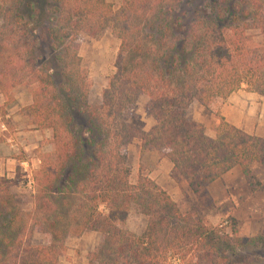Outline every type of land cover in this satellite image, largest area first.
<instances>
[{
  "label": "trees",
  "instance_id": "trees-1",
  "mask_svg": "<svg viewBox=\"0 0 264 264\" xmlns=\"http://www.w3.org/2000/svg\"><path fill=\"white\" fill-rule=\"evenodd\" d=\"M264 0H0V95L5 106L20 86L32 103L20 112L51 130L52 152L33 173L32 215L23 214L0 175V264H59L65 240L98 232L88 264H264V225L251 236L183 211L141 171L131 180L128 148L164 150L170 176L195 195L239 166L250 190L263 189L251 170L264 166V137L246 133L218 112L208 136L187 108H209L245 89L264 96ZM111 30L120 41L115 72L100 101L90 104L92 80L82 65L83 36ZM141 95L154 124L147 131L128 117ZM5 120V119H4ZM147 222L141 233L126 222L131 210ZM45 242L33 245L34 233Z\"/></svg>",
  "mask_w": 264,
  "mask_h": 264
},
{
  "label": "crops",
  "instance_id": "crops-1",
  "mask_svg": "<svg viewBox=\"0 0 264 264\" xmlns=\"http://www.w3.org/2000/svg\"><path fill=\"white\" fill-rule=\"evenodd\" d=\"M4 102V98L0 95V106L4 105ZM31 103V91L27 87L20 86L14 91V100L5 106V120L0 114V175L10 179L12 186L17 188L22 185L23 177L26 179L27 171L32 173L39 168L40 150L42 149V152L45 150L51 152L54 148L50 142L51 130L37 128L31 117L20 112L23 107ZM192 106L197 109L199 114L191 113L190 109ZM215 107V103L210 106V108ZM217 107L220 115L229 123L248 134L264 137V96L248 91L245 86H242V88L233 92L226 99L220 100ZM208 112L209 110L198 102L194 105L191 103L187 108L188 118L203 124L205 133L213 137L215 132L211 126L219 121L216 120L215 115H210V112ZM153 124L154 122L150 121L148 126L140 128L147 131ZM2 125L5 126V130ZM9 140L14 142L15 147L10 145ZM172 168V162L164 156L160 160L159 168H154V170L146 169V174L166 190L171 197V190L174 189V186L169 184ZM251 170L264 185V166L252 164ZM184 189L186 193L194 195L187 185L184 186ZM207 191L209 206L215 209H224L218 219L229 214L239 220L236 213L243 210L245 217H243V221H240V224H245V227H243L244 234L261 231L262 220L259 221L258 219L260 210L264 206L261 208L260 205L259 209L258 200L254 194H262L260 201L264 203V188L263 190L252 192L247 186L239 166H234L220 179L211 183L207 187ZM194 198H197V196ZM206 217L211 223L216 224V215H207ZM100 240L101 236L98 232H85L78 237V243L74 245L79 251L69 247L70 245L66 241L67 250L63 255V259L60 256L59 264H80L76 261L78 252L88 253L92 251L99 245Z\"/></svg>",
  "mask_w": 264,
  "mask_h": 264
},
{
  "label": "rangeland",
  "instance_id": "rangeland-1",
  "mask_svg": "<svg viewBox=\"0 0 264 264\" xmlns=\"http://www.w3.org/2000/svg\"><path fill=\"white\" fill-rule=\"evenodd\" d=\"M107 1L111 2L115 9L119 8L122 4V0H107ZM247 35L249 36L253 44H259V43L264 42V36L261 33V31L257 28L249 29L247 31ZM119 44H120L119 39L113 32H111V30H107L104 34L99 36L97 39H93L87 36H83L82 38L80 49H79V55L81 56L82 65L87 68L89 72V76L92 80V84L89 89V95H88V101L90 104L94 105L100 101V97H101L103 89H105L108 86L110 77L115 72L114 63H115L117 51L119 48ZM27 88L30 91L32 89V87H27ZM219 101L220 100H217L214 102L216 104L215 108H210V107L207 108L210 112V115H215L216 120L218 121H219V118L216 116V113L217 112L219 113L218 107H217ZM147 102H148V97L146 95H141L139 97L135 108L129 114L128 120L130 123L136 126L142 127V126H148L150 124V121L154 122L153 118L146 112ZM196 103L197 102H192V105ZM190 111L192 114H199L197 109L194 108V106L191 107ZM215 124L211 126L213 130H214ZM203 127L205 128L204 125ZM50 142H51V139H50ZM139 143L141 145V141L139 139H134L132 140L128 148V164L131 168V180L133 182L136 181L139 171H141L143 175L148 176L146 174V169L150 168L154 170V168L155 169L159 168L160 160L162 159V157L165 156L164 150L149 149L145 151L144 153H141ZM40 151L41 152L39 155L41 157L44 156L45 154L50 153L47 150L42 152V149H41ZM35 171H33L32 174ZM24 179L25 178L23 177V183L20 186V188L13 187L12 182H11L10 188H11L12 193L16 195L23 214L26 216H30L32 215L33 208H34V201H33L32 196L36 188V183L34 182L35 185L33 189H28L25 185ZM245 182H246V179H245ZM169 184L174 186V189L171 190L172 199L176 200L175 202H177L181 210L198 214L199 216L205 218L210 224L214 226L222 227L224 232L230 231V223H231L230 219L233 218L237 221L236 227L240 234L245 235V236H251V235H255L259 233V232H256L252 234H244L243 227H245V224L244 223L240 224V221H243L244 220L243 217H245V213L243 210H240L239 212L236 213L239 220H237L236 218H234L233 216L229 214L225 216H221L218 219L220 213L224 211V209H220V208L215 209L209 206L210 202H209L207 190L205 193L201 195L188 194L186 193L184 189V186L186 185V183L183 181H175L172 177H171ZM263 188H264V185H263ZM195 196H197V198H194ZM254 196L258 200L257 202H258L259 209H260V205L262 208L264 206V203L260 201V196H262V194L258 193V194H254ZM207 215L209 216L216 215L217 217L216 224L211 223L209 219L206 217ZM259 215L260 216L258 220L259 221L262 220V228H263L264 207L260 210ZM146 222H147L146 218L133 209L131 210L129 217L127 219L126 227L132 232L141 233L145 229ZM225 222H227V224H224ZM80 236L71 235L66 238L65 243L67 241L68 244L70 245L69 247L75 248L74 245L78 243L77 240H78V237ZM44 242H45V238L42 233H39V232L34 233L31 237V243L33 245H42ZM75 249L76 251H79L78 248H75ZM64 253L61 255L62 259H63ZM87 254H88L87 252H82V253L78 252L76 261L80 264L82 263L88 264Z\"/></svg>",
  "mask_w": 264,
  "mask_h": 264
},
{
  "label": "built area",
  "instance_id": "built-area-1",
  "mask_svg": "<svg viewBox=\"0 0 264 264\" xmlns=\"http://www.w3.org/2000/svg\"><path fill=\"white\" fill-rule=\"evenodd\" d=\"M2 128H4V130H5V126L4 125H2ZM8 142L10 143V145L12 147H15V144H14V142L12 140H9ZM25 184H26V187L28 189H33L34 188V185L35 184H34L33 174L30 173V171H27V176H26V179H25ZM224 224H227V222H225Z\"/></svg>",
  "mask_w": 264,
  "mask_h": 264
}]
</instances>
